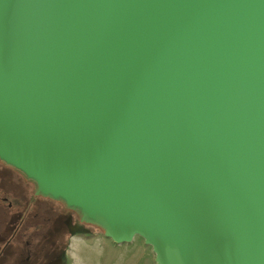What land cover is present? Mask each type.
<instances>
[{
	"label": "water",
	"instance_id": "1",
	"mask_svg": "<svg viewBox=\"0 0 264 264\" xmlns=\"http://www.w3.org/2000/svg\"><path fill=\"white\" fill-rule=\"evenodd\" d=\"M0 158L157 264H264V0H0Z\"/></svg>",
	"mask_w": 264,
	"mask_h": 264
},
{
	"label": "flooded vegetation",
	"instance_id": "2",
	"mask_svg": "<svg viewBox=\"0 0 264 264\" xmlns=\"http://www.w3.org/2000/svg\"><path fill=\"white\" fill-rule=\"evenodd\" d=\"M58 200L37 194L35 180L0 158L1 264H60L73 233L93 234L78 210Z\"/></svg>",
	"mask_w": 264,
	"mask_h": 264
},
{
	"label": "rangeland",
	"instance_id": "3",
	"mask_svg": "<svg viewBox=\"0 0 264 264\" xmlns=\"http://www.w3.org/2000/svg\"><path fill=\"white\" fill-rule=\"evenodd\" d=\"M88 224L92 225L93 234L73 233L66 246L65 260L60 264H157L152 246L147 245L142 237L136 236L130 243L118 244L98 232L94 223Z\"/></svg>",
	"mask_w": 264,
	"mask_h": 264
},
{
	"label": "trees",
	"instance_id": "4",
	"mask_svg": "<svg viewBox=\"0 0 264 264\" xmlns=\"http://www.w3.org/2000/svg\"><path fill=\"white\" fill-rule=\"evenodd\" d=\"M63 202H64V200H62ZM65 203V202H64ZM65 205H66V203H65ZM68 208H72V207H69L68 206ZM76 209V208H75ZM77 210V209H76ZM94 226H96V228L98 229V232H102V233H104V228H103V226L102 225H100V224H98V223H94ZM93 232H95L94 230H93Z\"/></svg>",
	"mask_w": 264,
	"mask_h": 264
},
{
	"label": "crops",
	"instance_id": "5",
	"mask_svg": "<svg viewBox=\"0 0 264 264\" xmlns=\"http://www.w3.org/2000/svg\"><path fill=\"white\" fill-rule=\"evenodd\" d=\"M2 230L0 229V232H1Z\"/></svg>",
	"mask_w": 264,
	"mask_h": 264
}]
</instances>
